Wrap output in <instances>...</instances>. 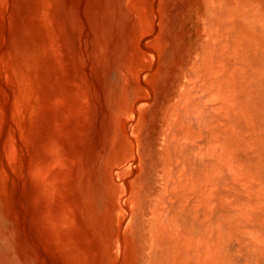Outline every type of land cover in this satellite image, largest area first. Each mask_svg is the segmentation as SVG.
I'll list each match as a JSON object with an SVG mask.
<instances>
[{
    "label": "rangeland",
    "instance_id": "rangeland-1",
    "mask_svg": "<svg viewBox=\"0 0 264 264\" xmlns=\"http://www.w3.org/2000/svg\"><path fill=\"white\" fill-rule=\"evenodd\" d=\"M231 10L264 0H0V264L193 261L166 113Z\"/></svg>",
    "mask_w": 264,
    "mask_h": 264
},
{
    "label": "bare ground",
    "instance_id": "bare-ground-1",
    "mask_svg": "<svg viewBox=\"0 0 264 264\" xmlns=\"http://www.w3.org/2000/svg\"><path fill=\"white\" fill-rule=\"evenodd\" d=\"M226 15L166 113L180 264H264V17Z\"/></svg>",
    "mask_w": 264,
    "mask_h": 264
}]
</instances>
